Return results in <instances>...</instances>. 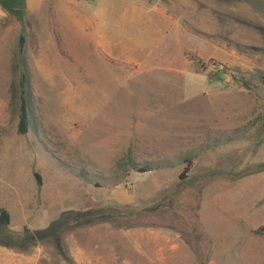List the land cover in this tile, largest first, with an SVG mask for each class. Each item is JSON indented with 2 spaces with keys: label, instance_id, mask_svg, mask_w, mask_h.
Segmentation results:
<instances>
[{
  "label": "rangeland",
  "instance_id": "1",
  "mask_svg": "<svg viewBox=\"0 0 264 264\" xmlns=\"http://www.w3.org/2000/svg\"><path fill=\"white\" fill-rule=\"evenodd\" d=\"M106 3L109 0H44L43 8L30 15L25 4L22 50L21 26L0 8V209L9 214L13 233L41 231L63 212L93 207L121 209L132 216L122 220L114 215L108 223L66 231L61 255L52 244L27 253L0 248V264H75L70 247L79 254L82 250L83 264H109V226L169 227L198 249L205 262L211 244L197 221L202 196L210 190L230 194L236 189L207 187L212 180L207 171L235 179L238 175L229 172L248 177L264 165L258 163L264 149L254 152L250 144L258 135L264 141V130L256 122L264 121V0H141L147 7L165 6L172 18L168 41L176 73L167 60L161 65L164 57H156L157 70L148 74L142 68L139 77L133 75L140 71L136 60L109 58V30H119L101 13ZM83 20L95 21L99 38L108 43L87 44L95 36L93 24L86 33L74 32L76 36L66 29ZM137 32L135 23L123 27L111 48L133 46ZM164 46L163 41L160 50ZM160 50L159 55L168 57ZM22 72L32 95L25 136L17 134ZM114 79L130 88L129 106L114 101L109 107V81ZM217 102L223 105L212 113L210 104ZM218 113L240 118L244 128L210 138L203 122ZM153 115L161 123L148 122ZM234 136L242 143L240 149L224 144ZM184 162L192 165L189 180L178 199H172V208L158 215H136L170 195ZM144 169L145 174L137 172ZM163 169L170 171L160 173ZM116 187L134 198L132 205L109 203ZM243 189L260 205L258 224L264 222V183ZM251 237L264 244V224ZM223 261L227 264L229 258Z\"/></svg>",
  "mask_w": 264,
  "mask_h": 264
},
{
  "label": "crops",
  "instance_id": "2",
  "mask_svg": "<svg viewBox=\"0 0 264 264\" xmlns=\"http://www.w3.org/2000/svg\"><path fill=\"white\" fill-rule=\"evenodd\" d=\"M43 1L25 0L26 13L30 15L35 10L40 11L43 8ZM139 2L141 0H109V4H105V10L101 13H105L104 17L109 18V23L116 24L119 30V33H116V31L113 32L111 29L109 30V58L136 60L139 70L143 68L144 71L150 74L157 70V59L155 58L164 57L161 65L167 60L166 65L175 74L176 70L173 69V64L171 63L174 52L171 50V43L168 41L169 36L172 34V18L163 5L147 7ZM102 6L100 5V8H103ZM98 7L99 4L95 3V8ZM103 15L101 14V17ZM134 23L139 32L134 35L136 42H131L133 46L113 50L111 48L112 41L120 38L119 34L123 27L134 25ZM92 24V33L95 36L87 44L90 45L98 41L108 43L106 38H103L104 36L99 38L100 33L96 30L97 25L95 21L89 22L83 20L81 23L74 24L73 26L67 25L66 29L73 32V34L74 32L82 31L86 33L89 28H92ZM174 25H176V19L174 20ZM74 36L76 35L74 34ZM163 41L166 46L162 48L164 50L161 53H165V55L167 53L168 57L162 54L159 55L158 52ZM155 53L158 54L156 55ZM152 60L154 61L153 66ZM140 73L141 70L133 75L139 77L138 75ZM138 86L144 91L149 90L144 88V85L138 84ZM129 91L130 88L128 85L122 82H115V79L114 81H109V107L114 103L116 104L114 101L121 103L116 104L118 106H129L128 101L131 100ZM125 100L127 103L124 102ZM210 105H212L213 113V110L221 107L223 104L221 105L220 102H217L216 104L212 103ZM156 116L153 115L152 118H148V122L161 123L159 121L160 118ZM256 122L261 124L260 127L257 126L258 129L260 131L264 130V121L259 120ZM203 123L204 129L209 133L210 138H215V135L219 133H225L226 131L235 133L244 128L240 118L236 120L235 118L227 117L220 113L206 117ZM259 136L252 140V143L250 142L252 149H255L254 152L260 151V148L264 149V141L261 138L262 136ZM236 139L238 140V137L234 136L227 140V142L235 140V142L233 141L234 144L227 142L224 144L228 146L233 145L235 149H240L242 143H236ZM210 148L208 152L214 146ZM263 162L264 159H259L258 161V163ZM212 170L209 169L207 174ZM168 171L170 170L163 169L159 172L165 174ZM207 176L209 177V175ZM246 176L242 177L238 175L235 179H227L221 177L220 174H216V176L209 177V179H212L206 185L209 188L221 185L232 186L236 189L234 193L230 194L216 193V191L210 190V193L205 192L202 196L197 213V221L203 235L211 244L205 262L202 261L201 253L198 249L186 244L180 233L169 227H138L119 230L109 226V264H223V260L226 257L229 258V263L227 264H264V244H259L257 238L254 237L252 239L251 237V233L255 232L259 225L264 224V222L258 224L259 219L256 217V210L260 205L256 204V202L253 204L243 189L250 185V183H264V172ZM168 184L166 183L165 186H168ZM133 201L134 198L132 199L123 192H120L119 187L112 190L109 197V203L117 206H129L133 204ZM263 203L264 201L260 204ZM81 252L82 250H80L79 254L78 251L76 252V250L70 247L69 256L75 264H83ZM220 260H222V263Z\"/></svg>",
  "mask_w": 264,
  "mask_h": 264
},
{
  "label": "trees",
  "instance_id": "3",
  "mask_svg": "<svg viewBox=\"0 0 264 264\" xmlns=\"http://www.w3.org/2000/svg\"><path fill=\"white\" fill-rule=\"evenodd\" d=\"M0 8L7 13L10 17L16 19L22 28V33L18 38L19 49H23L25 39L23 37V19L25 14V4L23 0H0ZM18 125L17 134L19 136H25L28 132L29 125L31 124L30 116L32 113V95L29 90V84L25 73L20 74L18 81ZM185 167L182 173L178 176V183L173 191H170V195L165 199L156 202V204L150 206V208H143L137 210L136 215L140 214H160L166 213L167 210L172 208V199L177 200L178 196L182 193L183 186L188 181V174L192 165L188 162H184ZM148 170H138L139 174H145ZM251 172V173H250ZM247 173L256 174L264 172V165H258L253 171ZM217 171H209L207 175L209 177L216 176ZM230 174L244 175V172H235ZM35 179L37 184L40 185V178L36 175ZM183 184V185H182ZM172 203V204H171ZM119 212V213H118ZM113 214V215H112ZM114 215L118 219H125L128 216H132V213H121V209H109L104 210L99 207L88 208L83 211H66L60 214V216L51 223L46 229L36 232H31L27 229H23L19 233H13L9 231L10 217L7 211L0 209V248L17 251L19 253H27L32 249H35L39 245L52 244L56 251L62 254V240L61 237L66 231L74 229H82L93 227L100 224L108 223L113 220ZM128 230L129 228H124ZM263 231V230H261ZM198 239V238H196Z\"/></svg>",
  "mask_w": 264,
  "mask_h": 264
}]
</instances>
